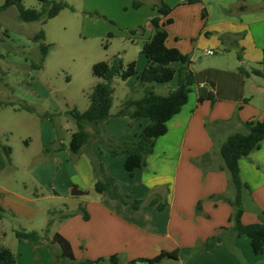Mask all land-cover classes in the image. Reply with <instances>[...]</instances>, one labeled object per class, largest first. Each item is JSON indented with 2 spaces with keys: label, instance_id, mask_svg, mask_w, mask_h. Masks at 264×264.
I'll use <instances>...</instances> for the list:
<instances>
[{
  "label": "crops",
  "instance_id": "1",
  "mask_svg": "<svg viewBox=\"0 0 264 264\" xmlns=\"http://www.w3.org/2000/svg\"><path fill=\"white\" fill-rule=\"evenodd\" d=\"M178 1L166 0L172 7L168 17L173 19L166 27V44L191 57L196 83L188 102L168 122L167 133L156 139L146 167L137 169L134 176L125 168L126 154L113 156L94 136L80 153L73 154L70 139L78 126L69 119L70 126L59 129L58 136L56 133L54 136L49 124L42 127L40 146L43 155L47 156L46 145L57 143L49 159L59 170L49 190L44 189L46 184L42 178L35 176L16 178L10 170L3 177L1 172L14 165V148L4 144L2 135L6 137L8 133L0 130V143L12 149L10 161L0 165V208L35 225L41 212L50 216L52 209L41 207L40 202H61L64 213L75 214L66 219H60L63 213L57 215L49 237L56 232L62 234L70 241L78 260L118 254L126 264L137 258L156 257L162 251L179 250L178 259H164L161 264H264V254L253 251L248 236L232 235V205L222 199L210 198L212 195H234L230 175L221 169L222 143L233 133H245L246 121L264 119V78L240 71V68L246 71L262 68L264 0H202L193 4L188 0ZM204 9L207 10L206 18L202 16ZM169 39L175 40L171 46ZM184 39L195 41L187 47L182 43ZM221 47L225 49L224 56L239 47L241 60L237 54L231 66L222 65L221 59L212 62L210 59L215 58L216 52L208 54L207 51L214 52ZM197 59L199 70L195 65ZM136 62L138 72L148 64L146 57ZM174 67L178 68L179 64ZM173 81L154 86L159 93L167 94L177 87ZM127 86L135 90L128 97L141 98V83L129 81ZM7 102L13 104L8 107L20 111L18 102ZM149 122L148 118L119 116L100 128L106 137L135 142ZM87 130L93 133L91 126ZM30 142L32 140L25 141L27 147L31 146ZM206 154L210 155L209 160L201 163L200 158ZM32 162L29 158L24 166ZM98 163L104 164L107 174L117 180L123 194L143 201L140 208L135 209L120 199L96 192L95 164ZM240 168L247 185L242 192V222L246 225L264 223V141L240 160ZM61 169L63 172L66 169V176L59 178ZM76 190L84 194L75 195ZM199 202L201 213L197 211ZM80 207L88 213L87 220L78 211ZM49 218L42 217L40 226H32L30 230L43 232ZM15 219L7 215L0 220V247L6 246V222ZM224 228L228 230L224 231ZM20 229L29 228L21 226ZM222 233L225 235L222 241H217L211 249L203 248L208 240ZM54 252H60L59 245L34 251L21 243L15 252L16 264H69L66 260L56 261Z\"/></svg>",
  "mask_w": 264,
  "mask_h": 264
},
{
  "label": "rangeland",
  "instance_id": "2",
  "mask_svg": "<svg viewBox=\"0 0 264 264\" xmlns=\"http://www.w3.org/2000/svg\"><path fill=\"white\" fill-rule=\"evenodd\" d=\"M4 1L0 0V6ZM58 1L68 3L69 7L48 20L46 24L21 21L16 7L0 12V102L13 100L20 106L23 103L35 110L30 112L20 109L16 112L12 107L0 106V130L8 133L6 137L2 135V139L4 144L14 148V165L1 172L3 173L1 176L5 177V173L8 174L11 170L16 178L28 179L32 176L42 178V182L47 186L44 187L45 190L53 186V179L59 167L57 164L53 167L49 159L50 154L56 150L57 143L46 145L47 156L42 153L40 146L42 127L49 124L54 136L55 133L58 136L59 129L67 128L71 124L69 119L72 118L66 114L68 110L75 107L85 110L88 107L89 94L97 83L103 81L93 74L94 64L101 61L110 62L115 56H120L125 64L139 58L143 59L145 57L141 52L143 43L154 33L150 27V18L159 16L154 9L159 0ZM136 3H139V6H136ZM23 4L27 8L43 7L40 0H24ZM41 29L45 31L44 42L48 46L44 60L40 43L31 40ZM193 41L184 39L182 43L188 47ZM173 42L174 39H169V46L174 44ZM233 49L232 54L225 56L223 47L217 51L212 49L216 54L215 58L210 60L213 62L221 59L222 65L231 66L237 54L241 53L239 47ZM203 58L208 61L207 57ZM197 63L198 59L195 61L196 66ZM196 68L199 70L198 66ZM129 81L140 83L136 76L127 81L115 77L112 81L113 114L126 97L135 93V90L127 86ZM175 82L176 80L172 83ZM48 116H52L53 121H50ZM211 131L213 132L212 128ZM104 138L106 141L108 138L112 139L114 143L123 142L112 136L106 137L105 131ZM26 140H32L30 147L26 146ZM27 158H31L33 162L25 167ZM64 175L66 176V169L64 172L61 169L58 177ZM40 205L52 208L51 210L64 209L61 202L44 201L40 202ZM7 215L17 218L5 224L8 231L5 243L14 253L21 244L15 236V230H20L23 226L29 228V231L32 226H40L38 223L42 217H45V220L50 217L47 212L44 214L41 212L36 224L32 225L26 219L19 220L12 212H8ZM32 248L35 251V248Z\"/></svg>",
  "mask_w": 264,
  "mask_h": 264
},
{
  "label": "trees",
  "instance_id": "3",
  "mask_svg": "<svg viewBox=\"0 0 264 264\" xmlns=\"http://www.w3.org/2000/svg\"><path fill=\"white\" fill-rule=\"evenodd\" d=\"M24 0H5L0 6V12L11 7H16L18 16L24 22H41L46 24L48 20L56 17L63 9L69 7V4L58 0H40L43 4L42 9L27 8L23 4ZM202 0H188V3H198ZM139 6V3L135 4ZM159 16L152 18L151 26L154 33L149 37L142 46L141 52L148 60L147 66L138 72L137 62L131 61L124 63L120 56H115L112 61H101L93 65V74L103 79L97 83L92 92L89 94V105L85 110L72 108L66 114L72 118L78 130L71 135L70 151L73 154L81 152L83 146L87 144L89 138L94 136L100 143L107 146L113 156L120 153L126 154L125 168L131 176L137 169H143L147 165V158L154 152V145L157 138L165 135L168 131V122L178 114L182 107L188 102L192 87L195 85V72L192 69L191 57L182 53L176 47H168L166 42L168 39L167 25L173 22L168 17L172 12V7L165 0H159L154 5ZM203 18L207 17V10H203ZM163 18L166 20L163 21ZM45 31L41 29L34 34L31 40L40 43V49L43 52V60L48 51L45 44ZM238 58L241 60L240 54ZM179 64V67H174ZM262 68H252L246 71L240 68V71L246 75L254 74L264 78V50L261 62ZM136 76L143 86V95L139 99L127 97L120 108L113 114L111 112L114 102V88L112 81L115 77L123 81ZM176 79L177 87L170 90L167 94H161L156 90L155 84H165ZM202 101V98L200 99ZM13 105L9 102H0V106ZM21 109L34 112L35 110L28 105L21 104ZM129 116L131 118H148L149 124L145 126L139 138L135 142H115L108 138H104V131L100 125L108 123L113 117ZM53 121L52 116L47 117ZM246 132H236L227 137L220 147V154L223 160L221 169L228 171L230 175V184L233 188L234 195H212L211 199L224 200L234 208L230 217L232 227L230 229L234 237L248 236L251 239L253 251L256 254H264V223L244 224L242 222V192L247 185L243 182L240 168V160L248 156L253 150L260 147L264 141V119L249 120L244 123ZM91 126L93 133L87 130ZM109 141V142H108ZM61 148V147H58ZM12 149L9 146L0 143V165H5L10 161ZM210 155L206 154L200 158L203 163L209 160ZM95 173L98 176L95 182V190L98 193H106L112 199H120L126 204H130L133 208L138 209L143 201L134 199L130 195L123 194L120 186L115 178L107 174L104 164H95ZM160 209L163 207L160 206ZM78 211L83 213L84 219H88L89 215L84 207H80ZM198 213H201V202L197 206ZM8 212L0 208V220H2ZM62 214L60 219H66L75 214V212H66L64 210H50V219L45 230L41 233L37 230H15V236L19 243L27 244L35 249L50 248L57 244L60 252H54L56 261L66 260L69 264H124L118 254L108 257H100L98 259L78 260L73 252L72 245L68 239L62 234L56 232L49 237L51 228L57 219V215ZM227 231V228L223 229ZM225 235L219 234L208 240L203 248L211 249L217 241H222ZM179 250L162 251L153 258H137L130 260L126 264H161L164 259H178ZM16 254L6 246L0 247V264H16Z\"/></svg>",
  "mask_w": 264,
  "mask_h": 264
},
{
  "label": "water",
  "instance_id": "4",
  "mask_svg": "<svg viewBox=\"0 0 264 264\" xmlns=\"http://www.w3.org/2000/svg\"><path fill=\"white\" fill-rule=\"evenodd\" d=\"M74 194H75V195H82V194H84V192L81 191V190H76V192H75Z\"/></svg>",
  "mask_w": 264,
  "mask_h": 264
},
{
  "label": "built area",
  "instance_id": "5",
  "mask_svg": "<svg viewBox=\"0 0 264 264\" xmlns=\"http://www.w3.org/2000/svg\"><path fill=\"white\" fill-rule=\"evenodd\" d=\"M207 53H208V54H213L214 52H213V51H210V50H208V51H207Z\"/></svg>",
  "mask_w": 264,
  "mask_h": 264
}]
</instances>
